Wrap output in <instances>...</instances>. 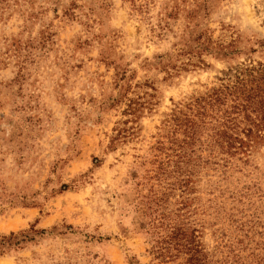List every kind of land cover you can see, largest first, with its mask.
Wrapping results in <instances>:
<instances>
[{
	"label": "rangeland",
	"instance_id": "374dc122",
	"mask_svg": "<svg viewBox=\"0 0 264 264\" xmlns=\"http://www.w3.org/2000/svg\"><path fill=\"white\" fill-rule=\"evenodd\" d=\"M175 226L264 264V0H0V264H190Z\"/></svg>",
	"mask_w": 264,
	"mask_h": 264
},
{
	"label": "trees",
	"instance_id": "16d2710c",
	"mask_svg": "<svg viewBox=\"0 0 264 264\" xmlns=\"http://www.w3.org/2000/svg\"><path fill=\"white\" fill-rule=\"evenodd\" d=\"M171 235L166 237H159L156 240V243H174L177 246L182 247L181 250H184L190 256L188 261L190 264H205V258L200 244L198 243L196 236L193 232H187L180 226H175L172 230ZM179 249V247H178Z\"/></svg>",
	"mask_w": 264,
	"mask_h": 264
}]
</instances>
